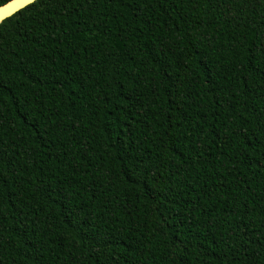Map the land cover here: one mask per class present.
Segmentation results:
<instances>
[{"label":"trees","instance_id":"obj_1","mask_svg":"<svg viewBox=\"0 0 264 264\" xmlns=\"http://www.w3.org/2000/svg\"><path fill=\"white\" fill-rule=\"evenodd\" d=\"M0 264H264V0L2 20Z\"/></svg>","mask_w":264,"mask_h":264},{"label":"water","instance_id":"obj_2","mask_svg":"<svg viewBox=\"0 0 264 264\" xmlns=\"http://www.w3.org/2000/svg\"><path fill=\"white\" fill-rule=\"evenodd\" d=\"M35 0H31L30 3ZM28 0H7L0 4V22L30 4Z\"/></svg>","mask_w":264,"mask_h":264},{"label":"snow or ice","instance_id":"obj_3","mask_svg":"<svg viewBox=\"0 0 264 264\" xmlns=\"http://www.w3.org/2000/svg\"><path fill=\"white\" fill-rule=\"evenodd\" d=\"M28 2L30 3V2H31V0H28Z\"/></svg>","mask_w":264,"mask_h":264}]
</instances>
